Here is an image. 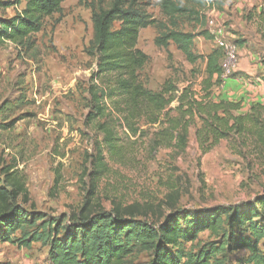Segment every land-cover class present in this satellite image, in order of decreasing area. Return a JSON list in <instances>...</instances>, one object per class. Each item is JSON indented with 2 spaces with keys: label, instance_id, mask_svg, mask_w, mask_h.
Returning <instances> with one entry per match:
<instances>
[{
  "label": "rangeland",
  "instance_id": "rangeland-1",
  "mask_svg": "<svg viewBox=\"0 0 264 264\" xmlns=\"http://www.w3.org/2000/svg\"><path fill=\"white\" fill-rule=\"evenodd\" d=\"M11 1L0 0V19L15 16L25 6L3 7ZM140 1L155 19L169 24L159 0ZM110 3L104 0L103 7ZM208 4L201 9L199 20L188 15L176 19L175 30L196 36L193 51L200 59L195 64L188 62L173 42L168 48L158 47L155 39L161 31L157 27L141 30L138 48L150 57L142 80L154 91L172 81L180 91L191 87L199 98L208 77L207 57L218 49L215 39H205L201 33L207 31L213 36L223 27L228 32L227 41L238 48L239 66L213 88V94L242 101L246 112L257 101L264 102V0H208ZM98 9L99 0H66L62 13L47 18L41 31L23 45H0V176L7 167L24 176L30 197L25 208L48 219H65L88 201V178L82 175L89 163L87 155L96 153V131L86 128L84 119L88 89L97 67L96 58L89 53L94 37L92 16ZM97 83L102 84V80ZM177 105L174 102L171 108ZM140 127L149 133L157 130L144 121ZM194 131L183 153L160 149L153 154L145 140L136 160L123 165L111 163L112 171L101 180L92 204L110 209L114 202H150L168 214L170 200L178 193V208L191 214L264 198V156L251 154L253 146L241 148L239 139L224 140L202 155ZM121 136L126 137L122 132ZM104 153L108 158V151ZM172 186L176 189L173 192ZM244 235L245 228L236 230L238 239ZM199 239L195 245L220 242L210 231L199 234ZM182 245L190 249L192 244ZM248 256L246 249L234 251L228 264H245ZM150 260L147 253L135 250L127 264H147ZM0 263L50 264L48 248L41 243L21 248L0 241Z\"/></svg>",
  "mask_w": 264,
  "mask_h": 264
},
{
  "label": "trees",
  "instance_id": "trees-1",
  "mask_svg": "<svg viewBox=\"0 0 264 264\" xmlns=\"http://www.w3.org/2000/svg\"><path fill=\"white\" fill-rule=\"evenodd\" d=\"M65 2L5 3L6 8L25 6L15 16L0 19V45H23L41 31L47 18L62 13ZM103 4L104 0H99V9L93 12L94 37L89 53L96 58L97 67L89 85L84 119L85 127L96 131V153L87 155L89 163L82 175L88 178V201L78 213L65 219H48L43 213L25 208L30 203L25 178L7 167L0 176V241L21 248L41 243L48 248L50 264H127L135 250L150 256L147 264H228L230 254L241 249L249 252L245 264H264V198L191 214L178 208V193L170 200L168 214L150 202H114L110 209L92 204L101 180L112 171L111 163L123 165L136 160L145 140L153 154L160 149L183 153L194 129L202 155L224 140L239 139L241 148L253 146L251 154L264 156V102L257 101L244 112L242 101L213 94V88L223 82L222 50H214L207 57L208 77L199 98L191 87L180 91L172 81H166L160 91H154L142 80V70L150 57L138 48L141 30L157 27L161 31L155 39L158 47L168 48L173 42L187 61L195 64L200 59L193 51L196 36L175 30L176 19L188 15L199 20L208 0H159L158 6L169 24L155 19L140 0H111L107 8ZM201 35L214 39L207 31ZM262 65L264 68V57ZM99 80L102 84L97 83ZM174 102L178 105L173 109ZM142 121L157 130H143ZM240 228H245L246 235L238 239L236 230ZM205 231L220 239L219 244L195 245ZM183 243L192 245L186 249Z\"/></svg>",
  "mask_w": 264,
  "mask_h": 264
},
{
  "label": "built area",
  "instance_id": "built-area-1",
  "mask_svg": "<svg viewBox=\"0 0 264 264\" xmlns=\"http://www.w3.org/2000/svg\"><path fill=\"white\" fill-rule=\"evenodd\" d=\"M218 49L223 51L224 60L222 63L223 76L225 79L232 71L239 66V53L235 44L227 41L228 32L226 29L219 28L213 34Z\"/></svg>",
  "mask_w": 264,
  "mask_h": 264
},
{
  "label": "crops",
  "instance_id": "crops-1",
  "mask_svg": "<svg viewBox=\"0 0 264 264\" xmlns=\"http://www.w3.org/2000/svg\"><path fill=\"white\" fill-rule=\"evenodd\" d=\"M234 82V81H233ZM236 82H238V81H236ZM235 83V82H234ZM239 83V82H238ZM237 84V83H236Z\"/></svg>",
  "mask_w": 264,
  "mask_h": 264
}]
</instances>
